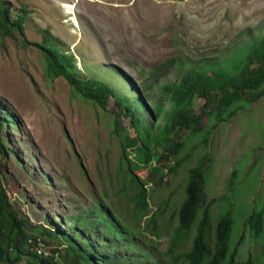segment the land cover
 Wrapping results in <instances>:
<instances>
[{
    "label": "rangeland",
    "instance_id": "1",
    "mask_svg": "<svg viewBox=\"0 0 264 264\" xmlns=\"http://www.w3.org/2000/svg\"><path fill=\"white\" fill-rule=\"evenodd\" d=\"M2 2L11 21L21 15L25 19L22 33L0 34V114L7 151L6 156L0 153V167L11 202L28 221L26 232L42 236L40 227H56L57 233L69 229L74 235L73 223L83 226L87 211L94 210L91 219L101 203L120 206L117 216L122 228L141 226L143 219L132 218L134 205H126L134 186L124 188L123 180L132 171L148 189L147 216H165L160 224L162 241H145L136 248L150 264L156 260L173 264L165 252L190 171L209 161L199 219L211 207L212 247L219 217L230 210L235 217L231 252L237 247L238 261L251 257L256 264H264V230L255 236L248 221L254 211L264 212V97L236 109L231 121L209 135V145L202 143L201 133L189 137V132H183L185 146L179 154L165 152L160 164L152 160L153 168L167 174L156 188L150 183L149 164L134 165L130 156L127 162L121 161L125 131L132 138L138 136L134 112L158 133L172 108L169 95L185 70L210 62L222 65L264 35V0ZM45 42L56 44L88 78L109 83L134 106L132 113L118 121V129L116 101L104 112L77 95L63 78L52 80L46 75L44 54L34 45ZM140 95L147 104L145 110L139 106ZM204 103V99L195 100L197 113ZM183 157L188 160L178 172L163 171ZM167 201L170 205L162 212ZM49 239L52 250L69 245L63 237ZM58 261L61 264L59 257ZM18 264L35 263L25 255Z\"/></svg>",
    "mask_w": 264,
    "mask_h": 264
},
{
    "label": "trees",
    "instance_id": "2",
    "mask_svg": "<svg viewBox=\"0 0 264 264\" xmlns=\"http://www.w3.org/2000/svg\"><path fill=\"white\" fill-rule=\"evenodd\" d=\"M9 14L6 3L0 0L2 37L12 36L17 31L23 32L24 15H21L18 20L11 21ZM34 45L44 54L46 75L50 79L63 78L77 95L93 102L104 112L109 111L113 100L116 101L118 113L114 118L117 129L118 121L134 111V106L109 83L90 79L78 70L73 57L60 52L56 44L45 42L44 44L34 43ZM235 54L222 65L210 62L184 71L172 91L173 103L168 121L161 126L158 134H154L152 124L145 125L143 118L134 112V124L139 127L138 136L132 138L125 131L121 161L127 162V157L130 156L129 161L134 165L149 164L153 170V173H150L151 180L159 186L163 184L166 175L159 173V168H153L151 162L155 160L156 163H162L166 158L167 146L176 155L180 153L185 145V141L178 142L181 136L179 133L183 132L181 129H199L203 121L211 120L212 124L205 134L212 135L219 128L220 122L231 120L237 115L236 109H244L248 104L253 105L261 100L264 97V35L251 40ZM138 98L141 99L140 108L145 110L143 99L141 96ZM197 98L205 101L200 113H197L194 108ZM2 129L3 121L0 114V153L6 156ZM127 148L130 149L127 150ZM186 160L184 157L179 158L175 167L183 166ZM126 165L128 166V163ZM209 165L207 161L193 167L190 171L186 197L179 208L180 225L171 245L170 256L175 264L180 260L188 264H256L251 257L237 261V247L231 252L230 241L235 219L232 211H224L219 217L213 252L210 247L211 207L206 208L199 224L196 223L208 182ZM120 170L122 171L123 168L120 167ZM124 170L127 173L129 168ZM169 170L172 172L173 168ZM1 175L0 167V262L18 264L27 255L35 264H60L55 255L58 252L61 264H108L110 259L122 252L123 239L127 233L119 223L117 209L101 203L98 205L99 211H95L96 215L91 219H89L90 211L94 210L87 211L86 223L83 226L73 223L74 235L69 229L66 232L60 230L57 224L60 233L56 232V227L51 230L40 227L41 235L47 238V240H40L51 242L50 237L55 239L63 237L69 241V245L63 248L57 245L49 255L38 253L28 240L31 237L35 245H38L40 240L37 239V235L26 232L25 225L28 221L20 215L11 202ZM130 182L137 183V179L132 177ZM123 183L125 184V179ZM138 200L139 204L133 209L134 221L142 220L147 214L146 194L141 188L138 192ZM248 221L253 234L261 235L264 230V212L254 211ZM61 224L64 225V222L61 221ZM25 243L30 247L25 246ZM189 244L192 246L188 247ZM182 249L184 251L179 253Z\"/></svg>",
    "mask_w": 264,
    "mask_h": 264
},
{
    "label": "clouds",
    "instance_id": "3",
    "mask_svg": "<svg viewBox=\"0 0 264 264\" xmlns=\"http://www.w3.org/2000/svg\"><path fill=\"white\" fill-rule=\"evenodd\" d=\"M189 69H187V70H189ZM173 95L174 94L172 92L169 95L170 99L172 100V103H173ZM143 102L146 104V102L144 101V99H143ZM194 108H195V106H194ZM155 111H156V109H155ZM195 111H196V109H195ZM156 114H157V111H156ZM168 118H169V113H168ZM168 118H167V121H168ZM231 120H228V121H231ZM193 122H196V121H193ZM208 122L211 123V120H209V121L208 120L203 121L201 123V126H200L199 129H181V130L183 132H189V137L190 136H193V135H195L197 133H201L199 135V137L202 139V143L204 145H209L211 138H209V136H207L205 134V132L210 128V126H211L212 123L210 124V126L208 128L205 129V126L207 125ZM225 122L226 121H223V122H220V123L223 124ZM221 124H219L218 127ZM183 132H180L179 133V135H181V136H179V138L177 137L178 138V142L179 141H184V137H183V134H182ZM156 134H158V133H156ZM211 136H213V135H211ZM183 147H182V149H183ZM165 152H167V153L172 152L173 155H176V153H174L173 151H170L169 150L168 146H167V149H165ZM165 155H166V153H165ZM185 159H187V158H185ZM178 160H176V162ZM187 160H186V162H187ZM176 162L174 164H172L171 167L164 166V167H166V169H163V171L169 170V168H173V171L172 172H174V173L178 172L179 171L178 169H180L182 166L181 167H175ZM151 164H152V162H151ZM169 172H170V170H169ZM172 172H170V173H172ZM165 175L166 176L164 177V180L167 177V174H165ZM132 177H135L137 179V183H131L130 182V179ZM138 178H139V176L133 174V172L131 171V172H129L127 174V176L125 178V180L126 179L128 180V183H126V181H125V184L123 183L124 188H127L129 185L130 186H134L133 191H131V193H128L127 198H126V200H127V203H126L127 207H129L130 205L133 204L134 205L133 209L135 208V206L137 204H139L138 192H139L140 188L143 189V190H145L146 200H147V203H148V206H149L148 189H146V188H144V187L141 186V184L138 181ZM150 183L155 188L158 187V185L153 180ZM184 199L182 200V202L184 201ZM166 204H168V205L166 206ZM169 205H170V202L167 201L161 207V211L164 212ZM148 206H147V214L142 218L143 219V222H142L141 226H139L137 228H134V229H130V230H128L126 228H123V230L127 233V236L123 239L122 252L118 256L110 259L108 264H150V262H146L145 261L144 257L142 256V254L140 253V251L136 248V246L139 247L145 241H150V242H153V243H155V242H161L162 241L163 235L161 233L160 224H161V220L165 216L164 215H161V216H159L157 218L148 217L147 216L148 215ZM116 209H117V214L121 213L120 206L118 208H116ZM133 209H132V218H133ZM179 211L180 210H178V212H177V224H176V227H175L174 232H173V237H172V239L170 241V245H169L168 250L165 252L166 256L168 257V260H170L173 264H175V263L173 262L172 257L170 256V251H171V245H172V242L174 240L176 230H177L178 226L180 225ZM137 222H139V221H137ZM199 222H200V219L198 218V220H197L196 223L199 224ZM216 229H217V227H216ZM149 233L152 234V237H149V235H148ZM210 233H211V227H210ZM37 239H39V240L40 239H44L45 240V238L43 236H37ZM28 241H29V243H31L33 245V247L36 249V251L38 253L44 254V255H49V254L52 253V249L49 248V246L47 245V242L40 240V241H38L39 244L38 245H35L34 244V240L31 237L29 238ZM189 245H190V247L192 246V244H189ZM28 247H30L29 244H28ZM210 247H211V252H213L214 251V246L212 247L211 235H210ZM182 251H184V249H182L181 251H179V253H182ZM55 255L57 256V258L59 257L58 252H56ZM148 255H150V253H148ZM236 260H237V257H236ZM165 262L166 261H158V260H156V261H154V264H165ZM181 262H185V261L184 260H180V262H178L177 264H181Z\"/></svg>",
    "mask_w": 264,
    "mask_h": 264
}]
</instances>
